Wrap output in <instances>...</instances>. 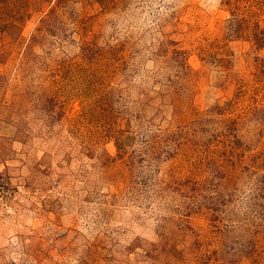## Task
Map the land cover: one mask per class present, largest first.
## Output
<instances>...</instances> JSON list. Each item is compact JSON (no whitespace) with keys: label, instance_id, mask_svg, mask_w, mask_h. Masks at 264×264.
<instances>
[{"label":"rangeland","instance_id":"374dc122","mask_svg":"<svg viewBox=\"0 0 264 264\" xmlns=\"http://www.w3.org/2000/svg\"><path fill=\"white\" fill-rule=\"evenodd\" d=\"M0 264H264V0H0Z\"/></svg>","mask_w":264,"mask_h":264}]
</instances>
